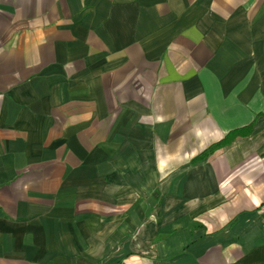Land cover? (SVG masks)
I'll list each match as a JSON object with an SVG mask.
<instances>
[{
  "label": "crops",
  "instance_id": "obj_1",
  "mask_svg": "<svg viewBox=\"0 0 264 264\" xmlns=\"http://www.w3.org/2000/svg\"><path fill=\"white\" fill-rule=\"evenodd\" d=\"M0 264H264V0H0Z\"/></svg>",
  "mask_w": 264,
  "mask_h": 264
},
{
  "label": "trees",
  "instance_id": "obj_2",
  "mask_svg": "<svg viewBox=\"0 0 264 264\" xmlns=\"http://www.w3.org/2000/svg\"><path fill=\"white\" fill-rule=\"evenodd\" d=\"M252 130V125L248 126L246 128V132H250ZM241 129L234 130L229 132L226 137L218 142H215L211 144L207 149H205L203 152H201L198 156H196L193 160L192 163L200 162L202 160L207 159L211 155H213L216 151L224 148L225 146L231 144L237 136H240L242 134Z\"/></svg>",
  "mask_w": 264,
  "mask_h": 264
},
{
  "label": "rangeland",
  "instance_id": "obj_3",
  "mask_svg": "<svg viewBox=\"0 0 264 264\" xmlns=\"http://www.w3.org/2000/svg\"><path fill=\"white\" fill-rule=\"evenodd\" d=\"M208 159V158H207ZM206 160V159H205Z\"/></svg>",
  "mask_w": 264,
  "mask_h": 264
}]
</instances>
